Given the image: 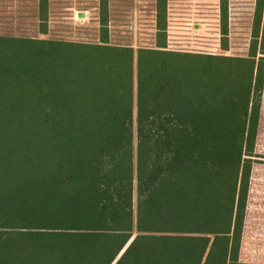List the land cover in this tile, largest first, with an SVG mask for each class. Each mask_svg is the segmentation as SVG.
Masks as SVG:
<instances>
[{"label": "trees", "instance_id": "16d2710c", "mask_svg": "<svg viewBox=\"0 0 264 264\" xmlns=\"http://www.w3.org/2000/svg\"><path fill=\"white\" fill-rule=\"evenodd\" d=\"M99 8L100 43L0 35V264H259L239 252L264 0L246 57L166 49L157 0L161 40L138 49L136 90L134 51L109 44ZM227 22L221 0L223 36Z\"/></svg>", "mask_w": 264, "mask_h": 264}, {"label": "rangeland", "instance_id": "374dc122", "mask_svg": "<svg viewBox=\"0 0 264 264\" xmlns=\"http://www.w3.org/2000/svg\"><path fill=\"white\" fill-rule=\"evenodd\" d=\"M100 0H49L41 31L38 0H0V34L15 37L100 43ZM256 0H227V36L221 33V0H165L166 49L246 57ZM157 0H107L111 45L156 48ZM224 44H227L226 46ZM239 259L264 264V87ZM134 115L136 112L134 102ZM135 139V123H134ZM134 207L136 194L134 193Z\"/></svg>", "mask_w": 264, "mask_h": 264}, {"label": "crops", "instance_id": "0c3cea01", "mask_svg": "<svg viewBox=\"0 0 264 264\" xmlns=\"http://www.w3.org/2000/svg\"><path fill=\"white\" fill-rule=\"evenodd\" d=\"M0 35H6V34H0Z\"/></svg>", "mask_w": 264, "mask_h": 264}, {"label": "water", "instance_id": "95a60500", "mask_svg": "<svg viewBox=\"0 0 264 264\" xmlns=\"http://www.w3.org/2000/svg\"><path fill=\"white\" fill-rule=\"evenodd\" d=\"M130 241H131V240H130ZM128 244H129V243H128ZM128 244H127V245H128ZM126 247H127V246H126Z\"/></svg>", "mask_w": 264, "mask_h": 264}]
</instances>
